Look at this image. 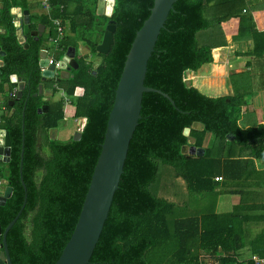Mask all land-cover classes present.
Masks as SVG:
<instances>
[{"label": "trees", "instance_id": "1", "mask_svg": "<svg viewBox=\"0 0 264 264\" xmlns=\"http://www.w3.org/2000/svg\"><path fill=\"white\" fill-rule=\"evenodd\" d=\"M49 2L51 16L64 27L62 50H76L80 42L97 61H91V55L86 60L75 54L76 69L54 82L64 95L71 97L78 92L70 99V117L84 119L75 134L77 139L55 140L47 132L56 129L64 114L61 99L51 107L38 93L43 82L50 81L43 80L38 69L42 39L27 36L26 48L18 44L9 15L14 2L0 0V22L5 31L0 35V50L4 52L0 58V101L4 108L0 129L7 132L10 142L8 161L0 162V186L3 190L2 183H6L12 189L0 206V241L25 196L19 216L5 235L10 264H53L68 240L99 153L125 55L152 6V0H114L107 18L95 14L96 0H78L70 8L67 0ZM237 2L242 0L173 3L147 61L143 86L167 95L174 107L158 94H142L140 118L88 264H200V254L216 264H252L250 260L237 261L236 256L243 247L242 223L248 218L237 215L238 207L218 214L215 206L223 191L217 189L224 182L222 175L227 179L241 175L252 159L264 160V121L241 126L238 121L245 103L235 88L232 95L208 96L184 77L186 72L195 73L213 62V46L198 45L195 34L217 28L225 17H233L231 8ZM208 7L214 11L212 18L205 17ZM39 21L49 25L47 17ZM108 22L114 26L112 45L107 54H97L94 48ZM254 35L264 40V32ZM252 42L249 56L256 50L262 53L264 42L257 44L254 36ZM223 74L222 66L212 65L206 80L221 84ZM11 75L19 77L24 87L20 99L8 107L15 87L9 82ZM233 76L238 75L230 74L229 78ZM54 94L57 91L52 90L50 95ZM43 104L48 111L37 114ZM194 124L200 129H194ZM184 129H188L187 136ZM207 134L211 142L203 147ZM227 136L232 139L227 140ZM187 139L192 143L187 144ZM183 146L200 148L202 154L187 157L180 152ZM158 163L168 167L164 169L165 193L169 183L171 188H175L174 182L182 183L173 194L178 201L156 197L157 187L151 186L158 177ZM262 241L264 232L249 242L250 251L261 258Z\"/></svg>", "mask_w": 264, "mask_h": 264}, {"label": "water", "instance_id": "2", "mask_svg": "<svg viewBox=\"0 0 264 264\" xmlns=\"http://www.w3.org/2000/svg\"><path fill=\"white\" fill-rule=\"evenodd\" d=\"M176 0H152L148 16L141 23L140 28L135 32L114 89L113 101L108 112L102 142L99 146V153L93 166L89 183L83 197V201L73 226L72 232L60 251V254L53 264H88L92 251L97 243L104 221L106 220L114 192L122 174V168L126 157L128 144L132 133L139 120L141 96L143 93H155L166 99L174 107L173 102L167 95L158 90L143 86V79L146 72L147 61L153 52L159 31L163 27L168 12ZM114 0H96L95 14L97 16L110 17ZM9 15L13 18L12 26L17 32L16 41L23 45L27 36L35 37L36 32L29 31V18L26 11L19 8L10 9ZM114 26L108 22L104 26L99 43L94 51L97 54H107L112 45V33ZM26 48V45H23ZM4 52L0 50V58ZM38 58H44L43 52L38 53ZM67 61L66 65L65 62ZM2 62L0 61V66ZM46 65L45 60H39L38 67ZM74 49L67 48L66 58H62L58 68L69 72L76 69ZM53 66H47V70L40 74L41 78H52ZM189 73L184 74L185 79ZM9 82L16 86V94L13 100L7 102L12 107L15 100L20 99L24 82L17 76L11 75ZM43 102L44 99L42 98ZM13 111L12 109L10 110ZM46 104L37 109V114H46ZM188 129H184L183 135L187 136ZM74 139H77L75 136ZM227 136V140H231ZM10 142L6 131L0 129V162H7L9 157ZM181 154L187 157L199 156L202 149L193 146H183ZM21 158V153H20ZM21 161L19 162V166ZM20 173V169L18 170ZM21 182V179H20ZM0 194V206L9 198L12 189L6 183ZM6 185V186H5ZM25 204V196L22 205L15 217L5 226L1 233L0 241V264H10L5 244V235L14 224Z\"/></svg>", "mask_w": 264, "mask_h": 264}, {"label": "crops", "instance_id": "3", "mask_svg": "<svg viewBox=\"0 0 264 264\" xmlns=\"http://www.w3.org/2000/svg\"><path fill=\"white\" fill-rule=\"evenodd\" d=\"M13 2L14 4L11 5L10 9L19 8L21 11L27 12L29 18L28 30L36 32V36L32 38L41 37L42 45L45 44L49 31L53 32L54 35L51 20H54L55 17L51 16L52 9L49 0V9L47 10L41 7V0H13ZM240 3H235L233 8H231L233 17H225V20L219 23L218 29L214 28L206 31L208 32V36L202 39V44L206 45L205 40L209 39L208 45L213 46V59H216L218 56L220 57V62L223 60L220 66L223 67L224 74L225 71L229 70H235L234 73L230 74H236L238 76L247 74L253 89L250 113H252L253 121L256 124L264 121V48L261 50L262 53L256 50L254 56H249V54L253 50V36L257 44L264 42V40H259L254 35L255 33L264 32V0H242ZM205 13L208 18L214 17V11L210 10L209 7L206 8ZM221 15L223 16V12ZM43 17L48 18L49 25H42L40 23L39 20ZM244 18V21H246L245 23L242 20ZM12 21L13 18L11 17V22ZM62 29L64 30L63 26ZM4 32V28L0 22V35H3ZM16 34L17 32L15 31V35ZM212 37L218 38V41H216V43L212 42ZM229 50L232 51L233 55L228 56ZM228 80L229 77L223 78L225 83ZM191 84L194 86V82ZM228 85L229 90L225 96L232 95L234 88L235 91H238L236 90L238 85L235 83V80H233L231 85ZM196 89H198V86ZM221 89H224V84H222V87L217 88L215 93H219L217 95L225 93L226 90L221 92ZM38 93L42 95L44 102H46L50 96V94L44 90L43 86L38 88ZM242 100L246 103L244 97H242ZM244 110L245 105L241 108L240 117ZM194 127V129H200L198 124H194ZM191 143L192 142H190V144ZM203 147H206L204 143ZM242 165L244 164L242 163L241 166ZM246 168L247 169L244 170L241 175H234L233 177L228 176L229 179L234 178L233 181L222 175L223 178L221 177V179L224 181V186L222 184L223 187L220 186L217 189H223V191L221 193L219 192L220 194L217 196L215 206V212L218 214L231 212L233 207H238L237 215L248 218L242 223L241 232L243 247L236 252L237 261L243 262L249 261L250 255L258 256L250 251L249 242H251L255 236L264 232V160L252 159L250 164H246ZM229 190H234L235 193ZM259 245L264 246V242L262 241ZM205 258L211 261L212 264H216L211 257L206 255ZM198 260L200 263V257Z\"/></svg>", "mask_w": 264, "mask_h": 264}, {"label": "rangeland", "instance_id": "4", "mask_svg": "<svg viewBox=\"0 0 264 264\" xmlns=\"http://www.w3.org/2000/svg\"><path fill=\"white\" fill-rule=\"evenodd\" d=\"M67 1H68L67 7H69V8L72 6L73 3L78 2V0H67ZM205 17H207L206 13H205ZM210 29H214V26H212ZM206 31H208V29L205 31H200V32L195 34V39H196V42L198 43V45H203L202 39L204 37L208 36V32H206ZM211 40H212V42L216 43V41H218V38L212 37ZM205 42H206V44H209V39L205 40ZM74 44H73V46H75ZM76 47H77V53L84 55L83 57H85V59L89 55H91V53H89L83 47L82 43L78 42ZM230 55H233L231 50L228 51V56H230ZM219 58L220 57L217 56L216 59H213V62L211 64H207V65L202 66L197 72L190 74L189 77L185 80L188 81L191 86H193L191 83L194 82V86H196V87H194V86L193 87L197 88V86H198L197 90H200L199 92H201L202 94L208 95V96H218L217 94H219V93H215V92L217 91V88L222 87V84H224V89H221L220 91L221 92H224L225 90L226 91H225V93H222V94L220 93V94L226 95L228 93V90H229L228 84L231 85L233 80H235V83L238 85L236 90L239 91V94H241L244 97V100L246 102L245 103V110L243 111L238 122L241 126H246L247 124H249V125L255 124V122L253 121V118H252L253 115H252V113H250V106H251L250 104L252 103L253 89H252V85H250V79H248L247 74L246 75L242 74L241 76H237V77L233 76L232 80L229 78V80L225 83V81H223V78L229 77L230 73L235 72V70H229V71H225V74L223 76H221L222 81H223V83H221V84L209 83L208 80H206V78L210 75L211 66L212 65H219L220 66V63H223V60L220 62ZM86 60H88V59H86ZM91 61L95 62V61H97V58L94 57V55L93 56L91 55ZM64 73L65 72L60 71V70L56 71V75L62 79L66 78V76H67ZM53 81L54 80L43 82L44 90L47 93L49 92V89H51ZM59 96H60V94L50 95L48 97V100L46 101V103L52 107V105H54L55 102H58ZM62 108H63L64 117L58 123L56 129L48 131L47 135H50V137H53L55 140H58L60 142H65L69 138L75 137L76 133H79L76 130H77V128H80V125L84 124V119L83 118L82 119L81 118H78V119L71 118L70 117V111H71L70 105H65V106L63 105ZM3 113H4V110H1L0 114H3ZM192 127L195 128L194 125ZM210 139H211V135L207 134L205 139H204V144L206 146H208L209 143L211 142ZM190 142H192V141L190 139H187V144H189ZM42 151L44 154L47 153V151L45 149H42ZM164 169L167 171L168 167L158 163V177L156 178L154 184L151 187H153L154 189L157 187L158 193L156 194V197L164 198L166 200L170 199V201L175 202L177 199L173 198V194L175 193L174 190H175L176 186L178 187V184L180 185V187H182V183L179 181H177L178 183L174 182L176 184V186L173 185V187H175V188H171V183H169L168 185L170 187H168V190L165 193L164 183H165L166 179L165 180H163V179L166 176L164 173ZM161 172H162V175L160 177ZM177 191L179 192L180 189ZM1 192H2V187L0 186V193ZM26 233H27V231H26ZM205 256H206L205 254L199 255L200 264H212L211 261L206 260ZM156 264H158V263L156 262Z\"/></svg>", "mask_w": 264, "mask_h": 264}, {"label": "built area", "instance_id": "5", "mask_svg": "<svg viewBox=\"0 0 264 264\" xmlns=\"http://www.w3.org/2000/svg\"><path fill=\"white\" fill-rule=\"evenodd\" d=\"M41 7L45 10L49 9L48 0H41ZM59 8H61V7H59ZM51 24H52V28L54 31V35L48 36L46 39V43L43 44L42 47L39 49V52H43L44 58H42V59L38 58V62H39V60H45L46 65L43 67H38V69H39V73L41 74L42 72L47 70V66H49V65L53 66L52 78L44 79V80H54L52 83L51 89H49L48 93L50 94V92L52 90L57 91V94H60L59 99H61L62 106L63 105L64 106L70 105V102H71L70 99L74 98V96L77 95V91L71 97L67 96L66 94L64 95L62 90L60 88H58L54 83L57 78L60 79V77L56 75V71L60 70L58 68V64L60 61H62V58H64V57L66 58V51L62 50V47L60 45V42H62V40L64 38V34H63L64 31H63L62 26H61L58 19L51 20ZM75 54L80 56V57L84 56V55L78 54L77 49L76 50L74 49V55ZM89 57L90 56H88L87 58L89 59ZM66 63H67V61L65 62V65H66ZM60 71H65V70H60ZM15 94H16V87H13L12 90L10 91L9 96L14 98ZM1 110H4V108L0 102V112H1ZM82 126L83 125H80V128H77L76 131H80ZM249 260L251 261L252 264H264V258H260L256 255H250Z\"/></svg>", "mask_w": 264, "mask_h": 264}, {"label": "flooded vegetation", "instance_id": "6", "mask_svg": "<svg viewBox=\"0 0 264 264\" xmlns=\"http://www.w3.org/2000/svg\"><path fill=\"white\" fill-rule=\"evenodd\" d=\"M63 72H65L66 75L69 73V72H66V71H63Z\"/></svg>", "mask_w": 264, "mask_h": 264}, {"label": "clouds", "instance_id": "7", "mask_svg": "<svg viewBox=\"0 0 264 264\" xmlns=\"http://www.w3.org/2000/svg\"><path fill=\"white\" fill-rule=\"evenodd\" d=\"M1 184V183H0Z\"/></svg>", "mask_w": 264, "mask_h": 264}]
</instances>
